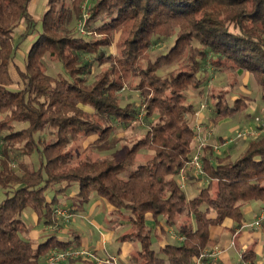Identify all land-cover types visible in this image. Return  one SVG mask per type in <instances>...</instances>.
<instances>
[{
  "label": "trees",
  "instance_id": "1",
  "mask_svg": "<svg viewBox=\"0 0 264 264\" xmlns=\"http://www.w3.org/2000/svg\"><path fill=\"white\" fill-rule=\"evenodd\" d=\"M84 1L46 0L45 11L35 19L29 11L32 0H0V189L5 195L0 264H40L52 249L78 248L55 237L34 245L20 218L30 209L38 221L55 225L53 204L72 186L82 203L97 196L113 211L128 213L130 231L117 240L138 243L132 264H191L209 243L212 226L225 219L239 225L244 204H264L263 135L250 139L231 161L215 157L213 147L204 144L205 182L194 197L188 199L177 182L195 150L196 107L186 92L200 89L205 63L225 74L248 73L264 99V0H94L83 20L89 38L69 28L82 19ZM21 23L20 40L34 39L23 70L17 71L18 88L11 89L13 33ZM170 37L168 51L151 61L155 40ZM109 46L114 54L103 50ZM47 58L60 66L56 76L47 73ZM93 63L105 68L87 82ZM174 64L170 75L157 74ZM125 84L138 92L146 118L155 116L146 132L120 152L79 158L74 144L89 137L93 144L106 143L115 122H135L134 105L121 104ZM227 94L210 97L214 121L246 108L243 97L229 102ZM34 154L37 167L28 160ZM148 217L154 230L146 224ZM167 229L181 239L155 249L154 239ZM243 262L254 264V254L243 253ZM70 263L96 264L80 258Z\"/></svg>",
  "mask_w": 264,
  "mask_h": 264
},
{
  "label": "rangeland",
  "instance_id": "2",
  "mask_svg": "<svg viewBox=\"0 0 264 264\" xmlns=\"http://www.w3.org/2000/svg\"><path fill=\"white\" fill-rule=\"evenodd\" d=\"M93 1L94 0H85L81 8V14H83L82 19H78L77 21L75 20L69 25V28H71L75 34H79L81 36L89 38V33H85L84 28L80 29L79 25L83 24V20L89 14L88 7ZM45 9L46 0H32L29 5V11L35 19L40 18ZM24 28V23H21L13 33V42L17 46V48L12 62L9 66L10 73L14 81L13 85L10 86L11 89L18 88L17 81H19V79L17 71L23 70L25 54L34 39L33 37H29V39L26 41L20 40V35L23 33ZM117 38L118 36H116V39ZM173 40L174 38L172 37L167 39H156L148 52L150 60L153 61L158 56L165 54L168 51L169 47L172 45ZM103 50H105V53L107 55L114 54L115 52L114 46H109L107 48H104ZM45 62L48 74L56 76L57 73L61 72V68L58 64L50 61L48 58L45 60ZM101 68H105V64L98 65L97 63H93L90 74L86 76V81L91 82L94 79V75L97 74L101 70ZM176 68V64L163 66L157 71V74L160 76H168L170 75V73L176 71ZM204 69V72L199 74V77L203 79L200 89L195 90L192 88L188 89L186 92L187 101L193 103L196 107V114L194 116L193 122V126L196 132L194 147H196L201 141H203L205 145L216 147V150H213V155L215 157H225L229 158V160L231 161L235 157H237V155L243 150L244 146L250 139L255 136H264V99L261 97L260 90L255 85L252 77L248 73L238 72L237 74L232 75L231 73L227 72L225 74L215 71L208 64V62L205 63ZM131 82V85H134L135 80ZM131 87L129 84H125L121 89L120 95L123 96L121 104L122 106L127 103H132L134 105V109L139 112V114L136 116L135 122H133L129 126H123L115 122L113 132L111 133L106 143L99 145L93 144L92 141L94 140V138L89 137L83 142L81 141V143L74 144L72 150L74 151V153H76V156L81 159H94L100 156L111 155V152H120L123 149L129 147L133 141L143 136V134L146 132V129L148 128V124L151 123L155 116L146 118L141 107V99L138 95V92ZM219 93H228L227 98L229 102H232L239 97H243L245 99L246 108H244V110L240 113H236L222 120L220 119L218 121H214V110L213 105L210 102V97L211 95L217 96V94ZM20 125L22 127H25L24 124ZM41 136L43 137L44 134H40V136L36 135V138L39 139ZM142 153H145V151H142ZM28 160L35 167H37L38 160L36 154H34ZM138 160L141 161V158L138 157ZM17 161V158L13 159V161L11 162L12 168H16ZM185 171L187 172V180H185L183 184L185 186V188L183 186V191L185 193V196L190 199L196 195L201 187H203L205 179L195 176L190 169ZM190 180L194 181H192L190 184H186V182ZM58 188V186L51 188V190L47 193V197L51 198ZM72 192H76L75 186H72L69 189L63 191V193L65 194H60L58 196L63 198L61 199L63 201L61 202L59 200H56V202L53 204L54 209H60L69 214V211L66 208L73 206L75 210L78 211V214L85 215V213H87L86 203L80 202ZM4 198V191L0 189V201H2ZM105 203L108 207H110V209H112V207L106 201ZM107 211L109 210H103L99 213L95 212L93 216H90V218L97 221L103 228L107 230L111 229L115 233L117 238L120 235L128 233L130 231L129 225L121 227L119 224V222L123 220H128L127 212H125L124 210L113 212ZM32 215L33 214L30 209H25L21 213L20 218L24 222V225L28 231L25 237L29 239L34 245L46 242L50 237H55L56 240L60 241L64 239L60 237V234L58 233L59 227L50 225L46 226L43 223V220L39 221V223L37 224L33 220ZM58 219L60 221L58 220L59 222H57L59 224H62L61 226L65 225V223H67L69 220V218L68 220H65V218L62 217H58ZM118 227L120 228L118 229ZM63 229H67L70 234L73 231L78 230L79 234L87 239L92 235L93 230H95L89 225V223H87V220H85V218L83 223H80L78 220H76L70 224L65 225ZM40 230L42 231V234L40 239L37 241V236L40 235ZM64 237L68 236L64 235ZM117 238V243L119 242L121 243V245L126 243L118 241ZM113 242L115 241L113 240ZM80 243L81 241L78 242L79 247L77 249H84V247H81L82 245ZM130 244V249H133L132 251L135 254L139 250V245L137 242H131ZM153 247H155L154 243ZM52 250H50L49 252H51ZM107 251L110 253H116L117 249L114 244H108ZM49 252H47L45 255H47ZM45 255L42 256L40 264L44 263L43 257ZM98 258L108 259L103 257Z\"/></svg>",
  "mask_w": 264,
  "mask_h": 264
},
{
  "label": "crops",
  "instance_id": "3",
  "mask_svg": "<svg viewBox=\"0 0 264 264\" xmlns=\"http://www.w3.org/2000/svg\"><path fill=\"white\" fill-rule=\"evenodd\" d=\"M192 181L190 180L186 182V184H190ZM64 194L65 193L62 195ZM58 196L57 199L62 202L63 200L61 199L63 198ZM263 205L264 204L262 202L254 201L244 204L242 206L243 220L239 225L229 219H225L221 224L212 226L210 228V241L205 249L211 250L215 248L217 253L213 257H207L204 260V264H241V256L245 252H252L254 254V264H264V222L259 227L249 226V224L254 221ZM86 206L87 213H85V215L78 214V211L75 210L73 206L66 208L69 211L70 218L65 225L76 220L83 223L85 218L87 223L95 229L93 230L92 235L88 239L84 238L81 234H79L78 230L73 231L70 234L67 229H63L65 225L61 226L62 224L58 223L60 220L56 216L59 221L55 225L50 226L59 227V229L57 228L58 233L60 234V237L64 238L61 241H72L73 244L81 241L80 244L82 246L79 244L81 247H84V249L86 248L98 257H114L116 259V264H132V257L136 253L134 254L132 251L133 249H130L129 244L131 242L124 241L126 243L123 245L119 242L117 243V236L111 229L107 230L103 228L97 221L90 218V216H93L95 212L99 213L103 210L113 212V210L106 205L103 199L97 196H93L89 202L86 203ZM32 214L33 220L38 224L39 221L37 220L35 214ZM119 224L121 227L130 226L129 220H123L119 222ZM146 224L151 230H154L155 223L151 217L147 218ZM119 228L120 227H118V229ZM39 232L40 235L37 236V241L40 239L42 234L41 230ZM64 235L68 237H64ZM178 239V235L173 229H167L164 235L160 234L156 239H154V248L158 249L165 243H174L178 241ZM113 240L115 242H113ZM108 244L115 245L117 249L116 253H110L107 251Z\"/></svg>",
  "mask_w": 264,
  "mask_h": 264
},
{
  "label": "built area",
  "instance_id": "4",
  "mask_svg": "<svg viewBox=\"0 0 264 264\" xmlns=\"http://www.w3.org/2000/svg\"><path fill=\"white\" fill-rule=\"evenodd\" d=\"M81 26V27H80ZM80 29H83V24L79 25ZM254 136V134H253ZM204 142L201 141L196 147L192 154L190 160L178 171V184L181 188H183V184L186 178V171L190 169L193 174L197 177H201L203 179V167L201 163V149L204 146ZM213 150H216V147H213ZM55 216L65 218L68 220L70 218V214L65 213V211L60 209L54 210ZM264 222V207L259 211L258 215L254 219V221L249 224L251 227H259ZM179 239H181L179 237ZM217 253V250H203L200 254L195 258L193 263L191 264H204V260L207 257H213ZM80 258L81 260L95 262L96 264H116V259L114 257H109L108 259H101L95 256L92 252L87 249H77V248H67L61 250H52L47 255L43 257V264H70L71 260H75ZM242 264H248L243 262Z\"/></svg>",
  "mask_w": 264,
  "mask_h": 264
}]
</instances>
